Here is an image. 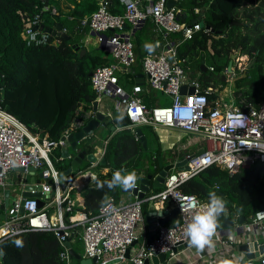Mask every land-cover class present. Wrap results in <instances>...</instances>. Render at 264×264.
Here are the masks:
<instances>
[{
  "label": "built area",
  "instance_id": "1",
  "mask_svg": "<svg viewBox=\"0 0 264 264\" xmlns=\"http://www.w3.org/2000/svg\"><path fill=\"white\" fill-rule=\"evenodd\" d=\"M95 1L98 9L91 16L84 17L81 26L88 27L97 35L100 43L105 42L114 62L93 73L91 81L95 93L94 102L102 104L106 98L114 99L115 111L128 117L130 125L127 128L138 139V128L164 127L187 135L204 136L212 146L194 158L193 155H188V168L171 172L164 188L151 193L143 201L136 198L133 202L125 203L111 196L108 199L111 207L101 208L96 217L88 218L79 210L83 206H80L74 194L97 181L99 174L94 170L100 166L99 161L105 152L97 163L67 177L63 186L60 182L61 171L55 166L52 157L54 158V151L62 150L63 154L68 148L63 137L79 132L95 117L94 102L91 105L82 104L74 112L62 137L53 140L48 134L43 137L34 135L23 122L7 112L2 106L3 91L0 90V203L4 201L5 191L9 190L14 198V206L9 207L7 217L0 224V245L24 233L47 231L53 232L61 243L64 249L61 259L66 264H75L76 261L64 242L69 240L73 244L77 237L83 243V259H97L95 264H145L154 254L168 255L170 262L178 260L182 254L187 253L188 247L179 250L180 246L188 243L184 235L187 224L191 222L193 215L206 211L204 206L208 204L194 195L184 193L181 186L213 166L234 176L242 169L264 163V101L260 106L247 104L243 110L238 104H228L220 98L210 101L212 89L203 91L196 82L188 84L187 73L178 60V47L171 43L168 36L182 34L184 41L191 40L202 29V24L197 22L183 25L178 18L180 10L177 9V4L168 9L167 0H119L123 14H114L110 10V0ZM37 9L38 13L35 15L20 13L24 25L23 41L29 47L48 45L52 39L57 43L59 38L41 27H44V16L57 17L58 9L45 1ZM199 12L200 10L196 11ZM149 20L154 23L158 36L165 43L160 52L145 56L142 65L151 88L171 99L167 106L145 105L140 97L142 87L134 86L131 91H127L119 81L120 75L136 63L133 36L126 31V26L137 29ZM36 27L39 29L35 30ZM62 33L67 34L65 27ZM100 35H106L107 40L104 41ZM210 70L214 71V68L210 67ZM184 85L188 88L195 86V93L182 95ZM107 116L113 118L112 113ZM62 154L56 157L58 163L65 161ZM68 160L71 161V157ZM31 167L36 173L43 175L42 195H51L43 208L38 207L36 198L23 197L25 179L19 176L14 179L13 176L14 173H19L18 169L28 171ZM105 171L108 173L109 169L106 168ZM137 186L138 184L135 187ZM22 201H25L24 214L19 212ZM150 202L159 210L168 211V214L171 209L177 208L179 223L168 227L158 222L154 240L139 244L128 260L126 251L142 238L140 230L146 220L144 204ZM218 231L216 229L215 234ZM238 236V239L232 235L227 240L219 238L218 250L227 253V249L231 250L236 244L253 243L256 245L253 253L259 252V247L264 244L260 243V237L264 236V208L250 222H246ZM220 262L226 264L228 260L221 258ZM256 262L264 264V253L254 261L245 259L240 264ZM190 264L196 262L192 261Z\"/></svg>",
  "mask_w": 264,
  "mask_h": 264
},
{
  "label": "trees",
  "instance_id": "2",
  "mask_svg": "<svg viewBox=\"0 0 264 264\" xmlns=\"http://www.w3.org/2000/svg\"><path fill=\"white\" fill-rule=\"evenodd\" d=\"M42 1L55 6L59 12L57 17L45 15L44 27L54 29L61 23L72 37L70 41L59 38L55 43L52 39L48 45L32 47L23 41L24 25L20 13L35 15ZM110 1L111 12L122 14L120 1ZM63 2L72 8L66 17L62 11ZM97 9L95 0H0L2 106L34 135L43 137L48 134L53 140H59L74 112L82 104L94 102L91 74L113 63L110 53L99 48L87 49L82 43L89 30H82L81 20ZM177 9L180 10L179 21L186 26L202 17L199 21L202 29L191 40L183 41L182 34H179L182 41L177 56L190 80L198 83L203 91L212 89L209 99L214 101L229 85V65L232 56L240 51L255 64L239 74L234 83V99L243 110L247 104L260 106L264 101V0H178ZM197 10L200 12L196 13ZM82 50H86L84 55ZM141 50L135 47L138 59L142 57ZM203 65L208 67L207 72L202 71ZM150 96L140 94L145 105L163 106L161 103L157 105ZM119 115H123V120L118 123L116 118ZM110 124L121 130L107 145L105 158L108 166L103 168H108L109 172L99 174L97 181L111 180L117 170L135 171L137 178L149 174L156 176L160 171L159 159L165 163V154L154 128L141 127L148 143L145 150L140 138L127 128L130 125L127 116L117 113ZM148 165L152 166L149 171L146 169ZM97 181L81 190L85 202L79 210L88 218L100 213L101 201L105 197L107 200L111 196L119 199L121 195V188L109 190L105 185L101 189ZM181 189L208 203V193L215 191L225 201L226 212L218 218V230L223 229L228 220L239 222L236 208L249 222L264 208V163L242 169L234 176L213 166L187 181ZM178 223L175 220L166 226L173 227ZM14 240H21L23 247H17ZM0 247L5 253L0 257V264H66L61 259L64 249L53 232L24 233L6 240ZM72 247L83 254L80 237Z\"/></svg>",
  "mask_w": 264,
  "mask_h": 264
},
{
  "label": "water",
  "instance_id": "3",
  "mask_svg": "<svg viewBox=\"0 0 264 264\" xmlns=\"http://www.w3.org/2000/svg\"><path fill=\"white\" fill-rule=\"evenodd\" d=\"M177 4L176 0H167V8L171 9L175 7ZM202 17H199L197 20L193 21V24H196L201 20ZM63 25L59 23L56 28L54 29H49L46 27H41L45 32H48L52 34L54 37L57 38H62L65 40L70 41L72 39L71 36L68 34L62 33L63 30ZM127 28V27H126ZM39 28L36 27L35 30H38ZM209 30L210 28L207 27ZM213 32V30H212ZM97 36V35H96ZM104 41L107 40L106 35H100ZM76 47V46H75ZM99 49L102 51H107L108 49L105 46V42L100 43ZM86 53V50H82V55ZM240 53V51H239ZM233 59H235V55L232 56V61L230 62L229 65V71H232V64H233ZM255 62H251L249 67L247 69H250ZM203 72H207L208 67L206 65H203L202 67ZM131 71V68L128 69V72ZM135 73V70H133ZM93 74H91L92 77ZM144 75L143 74H136V79L138 83L144 82ZM196 91V87L192 86L188 88L187 85H184L181 89V94L186 95V94H194ZM93 112L95 113V117L90 119L85 126L76 133L70 134L67 138L63 137L62 140L66 141L68 143V148H66L62 154L63 159L66 161L71 157V165L64 171L60 172V180L64 179L65 177L71 176L74 173H77L79 170L87 168V164H94L98 162V158L95 156L94 153H88V146H90L91 139L95 137V134L99 131V129H107L108 128V122H107V117L105 114H103L101 111H99V104L98 102L93 103ZM120 129H116L115 126H111L109 133L112 134L111 138L119 131ZM136 134L138 137H140V141L143 144V147L145 150L148 149V143L146 141V137L143 134V131L141 128L136 129ZM110 138V139H111ZM109 139V140H110ZM107 141V144L109 142ZM86 141L85 143H89L87 146H82L83 142ZM91 146L93 144L91 143ZM94 147V146H93ZM107 151V145L105 147V153ZM205 150L197 152L195 155L192 157H196L197 155H200L204 153ZM190 158H185L181 161H177L175 163H170V164H164L162 162V159H159V173L156 176H153L151 174L147 176H143L142 178L138 179V186L130 189V190H123L121 189V192L123 194H132L135 196L139 201H143L148 195L151 194V192H156L160 189L164 188L166 178L167 176L175 171V170H183L187 169L188 162ZM107 159L104 157L99 161V165L102 167L107 166ZM89 165V166H90ZM18 172H21L23 174L28 173L27 176L25 177V187H24V193L23 197L24 198H36L38 202V207L43 208L44 204L46 201H49L51 199V195L47 194V196L42 195V185L44 184V178L42 173H36L34 168H29L28 171L24 168H20L17 170ZM32 191H35V193H32ZM14 198L11 196V192L5 191L4 193V202L0 203V211H4L8 209L10 206H14ZM24 204L25 201H22L21 207L19 209L20 214H24ZM149 209L145 213V218L146 222L149 225V237L148 239L142 237L139 239V241H136L132 244V246L126 251V258L128 260L131 259V252L132 249L138 246L139 244H142L146 241L152 242L154 238L156 237V228H157V223L159 222L161 225L166 226L169 222L175 221L179 219V210L177 208L173 209L171 214H168V211H163L159 210L156 205L153 203H148ZM236 211L238 213L239 219V233H242L243 226L246 224V219L243 216V213L236 208ZM235 223L232 220L226 221L224 225V229L228 227H232ZM64 246L69 249V254L75 260L76 262H79L80 264H95L97 259L89 260V259H83L82 255L77 253L73 247L72 244L70 243L69 240H66L64 242ZM189 247L188 243L185 245H182L179 247V250H183L184 248ZM256 248V245L253 243H244L241 244L240 250L241 252L245 255L246 260H256L260 254L264 253V244L259 247V252L253 253ZM172 262L169 261V256L164 255V254H154L151 258L147 259L145 261V264H171ZM133 264V263H132Z\"/></svg>",
  "mask_w": 264,
  "mask_h": 264
},
{
  "label": "crops",
  "instance_id": "4",
  "mask_svg": "<svg viewBox=\"0 0 264 264\" xmlns=\"http://www.w3.org/2000/svg\"><path fill=\"white\" fill-rule=\"evenodd\" d=\"M69 5L70 4H67L65 2L62 3V11H63V14H65V17L68 15V13H71V11H72V8H68ZM122 10H123V8H122ZM122 14H123V12H122ZM126 27H127L126 31L130 32L133 36V42H134L135 47L137 49H142L141 50L142 57L139 59H138V57H136V63L131 67L130 72H128V70H127L125 73H122L120 75V80H119L120 85L123 88H125L127 91H131L134 86L142 87V93H147V94L151 95L150 98L153 99V101L158 105L162 101L159 99L158 96H156L157 91H155L154 89L151 88L149 81H148V77L146 76V74L144 72L142 61H143V58L145 56L152 54V53H155V52H160V50L162 49V45L165 43V40L162 37L158 36V32L156 30V27L151 20L147 21L146 23H144L142 26H140L137 29H133L130 25H127ZM84 29H88L89 32L85 36V38L82 42L83 45L87 49L99 48L100 42L98 40V37L95 34H93L88 27L82 28V30H84ZM172 36H176V38L172 39ZM179 36H180L179 34H173V35L168 36V39L171 41V43L175 44L178 48H179L181 41H182L179 39ZM146 43L153 44L155 46V50L152 53H149L148 51L145 50L144 46ZM210 44H211V42H210ZM105 52H107V51H105ZM111 58H112V56H111ZM112 61L114 62L113 58H112ZM133 70H135V73L133 72ZM136 74H143L145 77L144 82L138 83V81L136 79ZM187 77H188V75H187ZM187 81H188V84H190L191 82H195V81L190 80L189 77H188ZM128 83L130 84V86ZM114 107H115V100L112 98H106V99H104L102 104H99V111H101L107 117L108 128L104 129V130L99 129V131L95 134V138H97L98 141H99V136L102 135V133H104L105 131L109 132L110 127L113 126L110 124V120L112 118H110V117L108 118L107 115L109 113H112V115L114 117V115H116L118 113L115 111ZM116 129L121 130V128H118V127ZM154 130H155L156 134L158 135L160 147L165 154V161H164L165 165L170 164V163H175L177 161H181V160L187 158L188 155H195L197 152L202 151V150H208L212 146V143L210 141H208V139L205 138L204 136L187 135V134L182 133L178 130L167 129L164 127H158L157 129L154 128ZM111 135L112 134L108 133V137L103 140L104 142L101 143V147L94 148L93 146H91V143H90V146H88V151H89L88 153H94L98 159H101L103 157V153L105 152V147H106V145H108L107 141L111 138ZM185 141H187V142L183 143ZM85 142L86 141H84L82 143L83 144L82 146L89 145V143L87 144ZM100 142H101V140L99 141V143ZM61 151L62 150L54 151V158L60 157V155L62 154ZM170 153L172 154V156ZM70 165H71V161H69V160L63 161V162H60L57 164V166L64 167L63 169L58 168L60 171L66 170ZM89 165L90 164H87V166H89ZM107 166H108V164H107ZM151 168H152L151 165H148V167H146L147 171L151 170ZM105 169L106 168H103L102 166H98V167H96V169L94 171L97 172L98 174H101V173L106 174L107 172L105 171ZM175 171H173V172H175ZM19 173H21V172H19ZM14 174H15V175H13L14 177L18 176V175H16L17 173H14ZM27 174L28 173H25V174L22 173L21 175H19V177L25 179ZM143 176H146V175L139 176L137 178V181H138V179L142 178ZM66 178L67 177L60 180L62 186L64 185ZM137 181H136V184H138ZM54 196L55 195H53L52 198H54ZM74 197L79 201V203L81 204L80 206H84L85 201H84V198L81 196V191L75 192ZM118 200L120 202L128 203V202L135 201L136 197L133 196L132 194H123L121 192V195L119 196ZM144 207H145V213H146L149 209V205L144 204ZM167 207H169V205H167ZM4 211H5L4 213L0 214V224L7 217L9 208L4 210ZM172 211L173 210L171 209L169 215L171 214ZM233 222H235V221H233ZM236 223L237 222H235V224L232 227L230 226L226 229H224V228L220 229L218 231L219 233L215 234L212 237V241H213L212 247L205 246L204 250L200 251V252H197L194 248L188 247L187 253L182 254L178 260L171 261L172 262L171 264H190V262H192V261L196 262V264H222L220 262L221 258H223V259L227 258L228 262L226 264H231L230 263L231 259L237 260L240 264L243 260H245V255L240 250L241 244L234 245V247H232L231 250L227 249V253L226 252H220L218 250V239L219 238H223V239L227 240L230 237V235L235 236V238L237 237V239L239 238V236H238V234H239L238 233L239 232L238 223L239 222L237 224ZM149 232H150L149 225L147 224V222L145 220L144 224L142 225V230H140V236L148 239ZM137 248H138V246H136L135 248L132 249L131 256L136 252ZM218 258H220V259H218ZM127 264H131V263H127Z\"/></svg>",
  "mask_w": 264,
  "mask_h": 264
},
{
  "label": "clouds",
  "instance_id": "5",
  "mask_svg": "<svg viewBox=\"0 0 264 264\" xmlns=\"http://www.w3.org/2000/svg\"><path fill=\"white\" fill-rule=\"evenodd\" d=\"M145 50L152 53L155 50L153 44L146 43ZM117 122L123 120V115L117 116ZM95 179V177H93ZM137 181V174L135 171L124 172L123 170H117L113 173L111 180L97 181L99 188H103L107 185L109 190H113L117 187L123 190H130L135 188ZM209 203L204 207L206 211L203 213H196L193 215L191 222L187 224L184 235L187 238V242L190 248H194L197 252L203 251L205 246L212 247V237L215 235L218 227V218L226 212V203L219 197L215 191L208 193ZM192 199H195L194 197ZM111 207L107 197L101 201V208ZM190 207V205H189ZM182 210L184 206H181ZM13 243L22 248L23 243L21 240H14ZM3 248L0 247V257L4 255Z\"/></svg>",
  "mask_w": 264,
  "mask_h": 264
},
{
  "label": "rangeland",
  "instance_id": "6",
  "mask_svg": "<svg viewBox=\"0 0 264 264\" xmlns=\"http://www.w3.org/2000/svg\"><path fill=\"white\" fill-rule=\"evenodd\" d=\"M89 16H91V15H89ZM89 16H87V17H89ZM234 55H235V59H233L232 71H229L227 74L228 79H229V85L226 88H224L222 91H220L218 94L219 95L218 97L220 99H223L228 104H232V103L236 104V101H235L234 96H233L234 92L236 90L234 83L238 79L239 74L242 73L245 69H247L249 67V65L251 64L249 58L247 56L241 55L239 53V51L237 53H235ZM129 86H130V84H129ZM156 96H158L159 99L162 101L160 103L163 106H167L171 103V99L168 96L164 95L162 92H156ZM108 133H109L108 131H105L104 133H102V135L99 136V141L101 140L100 143L97 140V138H95V137L93 139H91V143L93 144L94 148L101 147V143L104 142L103 140L108 137ZM186 142L187 141H185L183 143H186ZM52 159H53V162L55 163V166L58 168V166H57L58 162H57L56 158L52 157ZM21 174L22 173H17L16 175L19 176ZM14 179H16V177H14ZM1 199H2V196H1V191H0V202H1ZM4 212L5 211H0V214L4 213ZM263 242H264V236H261L260 237V243H263ZM230 263L231 264H239V262L235 259H231Z\"/></svg>",
  "mask_w": 264,
  "mask_h": 264
}]
</instances>
